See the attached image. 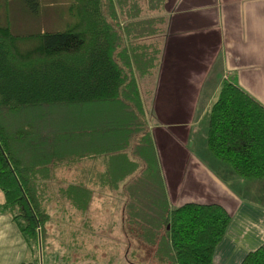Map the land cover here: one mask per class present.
<instances>
[{
  "label": "trees",
  "instance_id": "obj_1",
  "mask_svg": "<svg viewBox=\"0 0 264 264\" xmlns=\"http://www.w3.org/2000/svg\"><path fill=\"white\" fill-rule=\"evenodd\" d=\"M26 1L35 11L37 0ZM73 4L72 20L63 28L15 33L8 13L0 23L3 207L29 238H42L49 217L43 205L46 181L53 179L57 164L70 155H104L102 186L116 188L127 175L131 179L121 191L130 196L121 224L127 262L149 264L145 255L152 253L151 263L217 264L214 250L229 211L218 202L169 205L135 60L123 44L126 26L115 16L114 26L98 0ZM78 108L79 121L67 126L59 118L62 109ZM204 139L238 176L264 178V104L238 84L222 82L207 112ZM131 151L137 161L129 159ZM62 192L80 210L92 201L82 183H70ZM239 264H264V243Z\"/></svg>",
  "mask_w": 264,
  "mask_h": 264
},
{
  "label": "crops",
  "instance_id": "obj_2",
  "mask_svg": "<svg viewBox=\"0 0 264 264\" xmlns=\"http://www.w3.org/2000/svg\"><path fill=\"white\" fill-rule=\"evenodd\" d=\"M150 3L162 16L163 32L155 66L148 71L155 77L151 87L142 86L140 77L138 85L143 109L150 112L149 128L167 200L170 206L186 201L221 203L231 216L215 246L214 259L217 264H239L248 251L264 243V178L246 179L218 161L207 148L204 126L224 80L238 84L264 104V0H158L156 4L147 0V8ZM146 94L149 101L145 98V103ZM92 157L102 159V169L95 175L102 186L106 156ZM128 157L138 160L132 151ZM129 176L116 188L105 185L102 189L121 192ZM87 187L92 193L94 187ZM3 198L0 190V264H70L76 252L68 255L73 241L68 242L65 230L73 232L67 223L78 215L50 214L44 236L32 240L3 207ZM127 203L110 204L112 216L107 215V225L99 228L91 225L100 222L95 219L96 206L91 217L85 208L83 231L93 239L104 233L102 240L110 248L109 239L125 237L121 224ZM62 224L66 225L62 228ZM95 245L93 249L98 250Z\"/></svg>",
  "mask_w": 264,
  "mask_h": 264
},
{
  "label": "rangeland",
  "instance_id": "obj_3",
  "mask_svg": "<svg viewBox=\"0 0 264 264\" xmlns=\"http://www.w3.org/2000/svg\"><path fill=\"white\" fill-rule=\"evenodd\" d=\"M75 1L77 0H37V8L35 11H32L26 0H0V23L4 21L5 15L8 13L12 22V31L15 33L63 28L68 21L72 20L73 16L69 8L71 4H75ZM98 1L101 2V11L114 26L117 25V22L113 19L114 16L118 18L117 21L122 22L123 25L121 26H124V23L127 24L126 29H129V33L126 30L123 44H128L130 52H132L133 61L135 60L133 62L135 74L137 77H140L139 81L142 82V86L144 84L146 89L151 87L150 84L155 77L151 74L152 72L149 73L148 71L155 66L154 62L156 61L160 43L159 37L163 32L162 16L157 13L156 6L150 3V7L147 8V0ZM150 2L156 4L158 0H150ZM131 33L137 36L133 37ZM128 40L130 41L127 43ZM32 42V40H29L27 43ZM145 98L148 102L149 94L144 96V102L146 103ZM59 118H62L67 126L73 119L79 121V108L75 110L62 109L59 112ZM146 118L148 121L149 117L147 112ZM101 162V158L93 159L92 156L75 158L74 155H70L66 157L55 167L53 179L46 181L49 187L43 205L49 215H67L71 213L78 215L70 219L73 220L72 222L67 223V225L74 228L73 232L71 233L67 227L65 230V235L69 240L68 242L71 243L73 241V244H70L67 248L68 255L69 252H76V255L70 259V264H133L127 262L124 258L126 247L124 246L125 240L123 238L118 239L117 237L109 239L110 248L106 249L104 245L105 238L102 240L104 233L99 232V237L93 239L88 232L83 231V226H87V223H84L85 215L83 210L71 205L72 201L66 192H62V188H67V185L70 183L79 184L80 182L90 188L94 187L91 193V200L96 202V204L89 202L86 207V214L89 217L93 216V209L96 206L98 211L95 219H98L100 222H92L91 225L93 228L106 226L107 215L112 216L110 213L112 210L110 204L113 202L117 204L120 202H129L130 196L128 193L124 195L123 192H115L113 190L111 192L97 185L95 175L102 169ZM116 224L114 223L113 227L118 229ZM65 225L62 224V228ZM60 236L57 234V240H59ZM73 236L75 239H73ZM95 244H98V250L93 249L96 247ZM131 244L137 246L135 242H131ZM93 250L94 253H92ZM151 256L152 253L148 254V256L145 255V262L150 261L149 264H159L154 259L151 263ZM133 258L135 259L134 256ZM133 262L147 264L143 261L140 263L137 260H133Z\"/></svg>",
  "mask_w": 264,
  "mask_h": 264
}]
</instances>
